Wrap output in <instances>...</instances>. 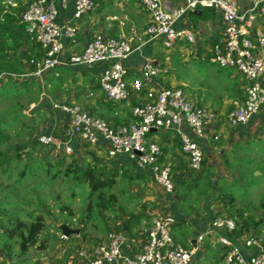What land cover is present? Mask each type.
<instances>
[{"label":"built area","instance_id":"built-area-1","mask_svg":"<svg viewBox=\"0 0 264 264\" xmlns=\"http://www.w3.org/2000/svg\"><path fill=\"white\" fill-rule=\"evenodd\" d=\"M242 8L237 0H183V6L172 10L164 0H140L149 14V25L144 43L159 41L171 49L178 41L195 43V34L178 29L177 22L188 13L199 9L219 12L222 26L217 41L211 46L207 61L222 70L236 71L241 77L243 96L232 102L225 112H217L187 98L179 87L160 86L158 79L167 71L146 60L142 83L138 91L147 89L146 100L132 109V121L112 127L96 118L79 105L54 103L66 118L63 137L52 135L38 138L42 145L55 154L75 153L73 142L79 140L89 147L103 145L109 159L126 157L137 169L149 170L155 183L165 193L175 191L173 171L161 165V145L151 142L152 132H173L181 143V152L187 158L192 172H199L205 159L203 142L218 140L219 125L235 129L244 127L264 107V0H246ZM73 5L72 21L95 12L99 0H31L22 14L21 23L31 42L37 43L44 54L43 67L33 73L42 75L57 67H92L102 65L100 86L105 98L120 103L129 98L126 64L132 53L141 48L131 40L97 35L77 54L63 57L65 43H75L77 27L61 22L60 14ZM188 126L192 134L184 131ZM173 220L152 216L145 232L141 251L133 256L124 254L127 237L112 229L91 250L78 253L81 264H193L202 250L203 236L187 246L177 243L172 235ZM216 230L230 233L235 229L233 218L225 215L211 222ZM235 239L221 237L219 244L225 250L226 264H264V244L258 239L240 240L245 253L236 246Z\"/></svg>","mask_w":264,"mask_h":264},{"label":"crops","instance_id":"crops-1","mask_svg":"<svg viewBox=\"0 0 264 264\" xmlns=\"http://www.w3.org/2000/svg\"><path fill=\"white\" fill-rule=\"evenodd\" d=\"M108 1L99 0V9L89 14L95 16L92 18L85 19L82 17L77 21H72V3L66 11L60 14L61 22H71L78 30L76 42L65 43V50L62 56L67 57L80 53L86 44L97 35L129 39L134 47L141 44V48L132 53L126 64L129 98L120 103H113L105 98L100 86L101 72L103 70L102 65L92 67H57V73L55 72L56 77L51 81V85H49L56 92V95L52 98L48 106L51 108L48 110H50L52 115L49 116L48 126H44L37 132L40 136L52 135L57 138L63 137L66 118L58 109L55 110L54 103L79 105L94 117L108 122L112 127L127 125L132 121V109L146 100L148 90L138 91L136 89V83L143 82L142 71L146 60H150L152 63L157 64L167 71L158 79L160 86L179 87V85L174 84L173 78L175 77L172 75L169 66L171 57H165V60L162 62L159 51L155 50L156 43H144V40L147 38L146 30L150 18L140 0H115L114 5ZM164 1L169 4L172 10L183 6V0ZM237 1L242 8L247 6L246 0ZM107 7L112 10L110 13L105 12ZM221 26L222 21L219 12L210 9H199L197 12L188 13L180 19L176 27L178 29L189 30L196 37L195 43H190L191 46L185 48L186 54L183 55L184 58L182 59L188 61L192 57V59L197 61L201 58L207 60L211 46L217 41L220 35ZM17 30L19 31V29ZM20 36L19 43L21 45H18L15 48L16 50L11 52L15 53L17 58L21 57L24 59L23 52L26 50L27 43L25 34L21 33ZM178 42V45L183 47V43ZM23 76L21 75V77ZM58 77L60 78L58 79ZM176 79L181 81V83L177 82V84H180L181 89L188 98L199 106H201V102H205L203 107L221 112L225 111V109L228 110L232 105V100H225V102L221 101L219 103L214 100H208V98L203 100V95L198 89L188 94L185 91L184 80L180 78ZM233 93L235 94V92ZM242 96L243 92L240 90L236 100L241 99ZM263 123L264 108L252 122L244 127H239L237 130H230L224 123L220 124L216 130L218 132V140L204 141L202 144L205 159L201 170L196 172H201V176H194L192 174L194 172L190 170L188 160L181 152L179 141L174 134L164 131L152 132L150 141L158 143L162 147L163 156L160 160L161 165L172 168L175 191L171 194L165 193L155 183L149 170L146 169L141 172L144 179H139L138 181L142 187L146 186L147 202L152 208L149 209L148 205L146 213L150 219L146 222L144 221L142 230L146 231L148 229L152 216H160L173 220V238L183 246H187L189 241L193 242L199 236H203L202 250L195 257L198 260H196L198 262L197 264H202V254L204 251L208 250L210 246L216 249L215 246L220 245L219 239L221 237H229L227 232L213 229L211 226V221L216 214L214 204L212 203L215 189L213 191L210 190L212 187H208V179H212V172L217 174V178L219 179L224 177L227 172L225 170L227 164L230 163L229 154L232 153L235 144L238 143L248 148L249 143H252L253 139L259 143L262 142L264 139L263 134H257V137L253 134L252 129L255 128L259 133ZM183 129L188 134H192L188 126L185 125ZM73 145L77 155L83 154V147H86V145L81 144L79 140H75ZM96 148L88 147L85 148V151L91 156H97L100 159H109L106 154V157H102L103 150H105L103 145ZM245 148L243 150H247ZM116 160L117 166L127 165L130 162L126 157H120ZM125 232L124 228L123 233L125 234ZM125 236L128 241L124 247V254L127 256L138 254L146 239L141 237V234L137 238H130L127 234ZM240 240L235 241L236 246L241 252L245 253ZM200 253L202 254L200 255ZM224 253L225 250L221 253H216L215 260L220 258Z\"/></svg>","mask_w":264,"mask_h":264},{"label":"rangeland","instance_id":"rangeland-1","mask_svg":"<svg viewBox=\"0 0 264 264\" xmlns=\"http://www.w3.org/2000/svg\"><path fill=\"white\" fill-rule=\"evenodd\" d=\"M21 1L25 3L31 0ZM114 1L115 0H109L108 2H111L114 5ZM14 2L15 0H9V3L11 4H1L5 6V10L2 12L3 16L7 11L9 13L10 11H13V9L10 8V5L14 6ZM111 11L112 10H110L109 7L105 9V12L110 13ZM92 17L95 16L88 15L83 18L88 19ZM14 28L19 29L23 34L25 33V29L21 25H15ZM180 42L183 43V47H180L178 45L179 42H177L171 49L165 48L159 41L153 42L156 43L155 50L159 51L162 62L165 60V57H171L169 66L172 75L175 77L173 78L174 84L179 85V87L182 88L180 84H177V82L181 83V81L176 78L184 80L183 84H185L186 90L185 88L183 89L187 91L188 94L195 89L200 90L203 95V100L208 98V100H214L217 103L221 101L225 102V100H232V102L235 101L238 92L240 90L243 92L241 82L242 77L236 71L222 70L218 66L210 64L207 60H203L202 58L197 61L190 57L188 61H184L182 58H184L183 55L186 54L185 48H189L191 44L184 40ZM0 43L3 46L8 45V48L5 49L4 47V50L0 51V71H4L0 75V86L7 82L6 77L8 74L12 75L16 83L30 81V84L26 85L29 87L27 88L28 90L24 88V91L21 92L20 95L17 96L11 94L9 97L1 96L0 113L7 114L12 112L17 104L24 106L23 112L26 114V117H21L15 122L10 120L11 122L8 132L9 134H12L14 140L17 136V133H15L16 129H20L24 132L26 130L27 134H31L38 138L40 137V134L37 132L44 126H48L47 123H49V116L52 115L50 110H48L51 108L48 106L52 98L56 95V92L53 91L49 85H51V81L55 79V72L58 68L47 71V73L45 72L46 78L43 79L44 75L36 79L28 71V66L24 59L21 57L17 58L15 53L10 51L12 50L11 45L13 40L0 37ZM21 75L24 76L21 77ZM59 78L60 77H58V79ZM233 92H235V94ZM204 104L205 102H201V106ZM225 126L230 130L232 129L228 125ZM237 129L238 128H235V130ZM20 130L17 131L18 135L20 134ZM260 130L261 131L258 133V131L253 128L252 132H254L253 134L256 136L257 134H263L264 136V123L260 127ZM171 133L176 136L175 133ZM150 135L148 136V139H150ZM240 146L241 145L238 143L235 144L232 153L229 154L230 163L227 164V168L225 169L227 172L224 177L219 179L217 178V174L212 172V179H208V187H212L210 190L213 191L215 189V194L212 200L214 211L216 212L215 216L227 215L230 217V215H232L233 209L229 210V208L226 207L225 202L220 199V196L224 199L226 195L233 196L235 198L236 208L245 209L248 215L257 217V215L261 214L259 203L261 199H264V177L262 178V176H264V139L260 143L253 139V142L249 143L248 148ZM83 148V154L78 155L80 157L78 161L85 166L89 164L91 160L86 157V147L84 146ZM244 148L247 150H243ZM37 150L38 151L35 154L37 157L50 154L49 157L52 160H56L57 158V154L51 151L50 148L40 146ZM103 151L102 157H106V152L105 150ZM101 160L106 162L109 167L118 165L117 163L115 164L114 160L106 158ZM66 166L68 167L69 163H67ZM127 166L132 167V164L129 162L127 163ZM55 170L56 168L53 167L52 173H56ZM192 174H194V176H201V172ZM63 176L64 174L59 176L58 179L52 183H46L49 177L43 174L40 178H36V180L29 179L27 183V185H29L28 188H32L37 183L38 186L35 185L37 191L40 196L46 199V203L49 205V211H46L48 213L46 219L48 225L46 233L53 235L56 240H53L45 251H37L35 248L31 249L25 259H20V257L18 258L15 254V258L7 264H81V260L77 257L79 251L93 249L105 238L108 229L113 226V215L110 212H105L104 217H97L98 212L94 210L92 214L93 219L87 221L86 233H88L90 239H88L89 241L84 240L80 235L81 232L78 223L79 219L86 217L87 212H84L86 211L84 204L78 199V197H76L75 200L70 199L67 190L69 183L72 182L69 181L68 183V178L64 176L63 179ZM17 178L18 175L13 174L9 179L0 169V184H2L3 187L15 183ZM38 181H41V184ZM25 188L16 191L15 195L18 199L27 196ZM111 193L117 197L118 205L123 207L128 213H138L143 207L148 208V205L149 209H152L151 205L147 202L146 186L142 187L138 180L130 182L125 179H119L112 188ZM1 195L2 193L0 192V196ZM64 205L70 208V211L65 214L60 212V207ZM87 215L89 216V213H87ZM69 220L72 221V226H68L64 223ZM63 225H67L73 230H78V234H72L70 237H73V239L67 243H64L60 238V236L63 235ZM58 228L61 229V232ZM215 248L216 249H214L213 246H210L208 250L204 251V253L202 252L203 254L200 253V255L202 254L203 256L202 264H220L217 263L220 258L215 260V255L216 253H221L224 249L221 245H216ZM12 252L17 253V248L13 249ZM2 255L3 254L0 252V264L1 261L4 260ZM196 260L197 259L195 258L193 264L198 263V260Z\"/></svg>","mask_w":264,"mask_h":264},{"label":"trees","instance_id":"trees-1","mask_svg":"<svg viewBox=\"0 0 264 264\" xmlns=\"http://www.w3.org/2000/svg\"><path fill=\"white\" fill-rule=\"evenodd\" d=\"M30 2L24 3L21 0H15L16 6L10 5L13 11H10V13L7 11L3 16L2 12L5 10V6L1 4L11 3H9V0H0V37L13 40L11 45L12 50L10 51L16 50L15 48L21 45L19 43L21 33L14 26L21 25L24 28L21 18ZM24 34L27 46L23 52V57L25 63H27L28 71L33 74L43 67L44 54L37 43L30 41L26 30ZM4 47L6 49L8 45L3 46L0 43V51H3ZM3 72L0 71V75ZM35 78L37 79V77ZM44 78H46V75ZM6 79L7 82L0 86V100L3 96L9 97L11 94L18 96L24 91V88L26 90L29 88L26 85L30 84V81L16 83L12 75L9 74ZM23 110L24 106L17 104L12 112L7 114L0 113V169L9 179L13 174L18 175L15 183L9 184L7 187H3L0 184V192L2 193L0 196V252L3 254L2 258L4 259L1 261V264L9 263L15 258V254L18 258L25 259L30 250L34 248L37 251H45L48 249L49 244L53 240H56L53 235L46 233L48 227L46 221L48 213L46 211H49L46 199L40 196L37 191V183L32 188H28L29 185H27L29 179L36 180V178H40L43 174L49 177L46 183L54 182L63 174L68 178V183L69 181L72 182L68 185V196L71 200H75L78 197L84 204L86 210L84 212L89 213V216L86 213V217L79 219L78 223L80 235L84 240L90 239L88 233H86L87 221L93 219L92 214L94 210L98 212L97 217H104L105 212H110L113 215V226L108 229L107 233L112 229L123 233L125 228V234L129 235L130 238H137L141 234V237L146 239V231H143L142 227L144 221L146 222L150 219L146 213L147 207H143L138 213H128L123 207L118 205L117 197L111 193L112 188L119 179H125L130 182L144 179L141 174L143 170L137 169L131 161L132 167H128L127 165L109 167L106 162L97 156H91L87 153H85L86 157L91 161L85 166L83 163H79L80 157L76 153L72 155L57 154L56 160H52L49 157L50 154L37 157L35 154L40 146L49 147L42 145L36 136L27 134L26 130L24 132L18 129L20 130V137L16 129L15 133H17V136L15 140L12 134L8 132L10 120L15 122L21 117H26ZM178 141L181 148L180 140L178 139ZM88 147L86 145V148ZM114 161L117 160L114 159ZM67 163H69L68 167L66 166ZM53 167L56 168V173H52ZM64 176L62 177L63 179ZM38 182L41 184V181ZM21 188L26 189L27 196L18 199L15 194ZM220 199L225 202L229 210L233 209L230 217L235 221V229L228 233V236L235 240L248 236V238L258 239L264 244V199L260 200L259 208L261 209V214L257 215V217L248 215L243 208H236L233 196L226 195L224 199L220 196ZM60 208V212L63 214L70 211V208L66 205ZM218 217L222 216H214L212 221ZM64 223L72 226L71 220ZM58 230L61 232V229L58 228ZM60 238L64 243L73 239V237L65 239L63 235ZM15 248H17V253L12 252ZM217 263L226 264L225 253Z\"/></svg>","mask_w":264,"mask_h":264},{"label":"water","instance_id":"water-1","mask_svg":"<svg viewBox=\"0 0 264 264\" xmlns=\"http://www.w3.org/2000/svg\"><path fill=\"white\" fill-rule=\"evenodd\" d=\"M62 234L65 239H68L72 234H78V230H73L67 225H63ZM193 244L195 245V241H193Z\"/></svg>","mask_w":264,"mask_h":264}]
</instances>
